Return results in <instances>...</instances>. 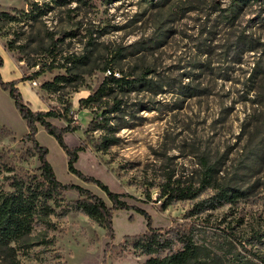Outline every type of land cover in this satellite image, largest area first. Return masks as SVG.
<instances>
[{
  "label": "rangeland",
  "instance_id": "rangeland-1",
  "mask_svg": "<svg viewBox=\"0 0 264 264\" xmlns=\"http://www.w3.org/2000/svg\"><path fill=\"white\" fill-rule=\"evenodd\" d=\"M0 11L20 18L0 20L6 52L2 79L23 78L17 87L33 110L70 103L79 127L64 140L69 147L86 146L75 166L112 191L127 193L124 199L144 209L154 228L180 224L195 202L182 199L161 209L158 185L168 174L182 185L197 184L203 156L217 161L218 176L254 163L249 182L257 184L248 199L195 218L194 240L211 264H262L226 231L264 228V0H0ZM26 12L31 13L22 15ZM106 65L133 77L145 75L161 89L117 95L121 112L111 114V123L120 125L118 141L97 150L93 140L100 131H87L93 113L80 107L79 99L99 86ZM57 75L75 79L55 92L41 87ZM27 131L14 100L0 87V182L6 189L12 174L40 173L33 145L23 139ZM36 138L47 147L61 182L79 184L110 204L99 187L67 171V155L40 125ZM63 197L79 198L73 190ZM47 219L48 224H34L17 253L19 264H144L149 258L131 244L119 245L147 229L133 209L113 211V238L78 210Z\"/></svg>",
  "mask_w": 264,
  "mask_h": 264
},
{
  "label": "trees",
  "instance_id": "trees-1",
  "mask_svg": "<svg viewBox=\"0 0 264 264\" xmlns=\"http://www.w3.org/2000/svg\"><path fill=\"white\" fill-rule=\"evenodd\" d=\"M57 4L70 2L86 3L87 0H54ZM243 2L248 0H242ZM31 12L22 15L29 16ZM17 15L8 11H0V20L19 21ZM7 48H12L8 43ZM3 65V57L0 54V68ZM105 74L99 86L87 96L79 99V106L91 108L93 118L90 120L87 131H100L93 146L97 150H106L118 141L116 136L120 125L111 123V114L121 112V100L117 95L130 92L135 89L147 90L155 93L161 87L144 76L133 77L130 74L117 72L109 65L104 67ZM43 70L34 73L39 75ZM117 72L118 75H115ZM147 73V71H145ZM20 79L3 80L0 74V87L7 90L14 100V104L21 117L26 121L28 131L23 139L30 141L39 160L40 173L25 177L12 174L9 189L0 182V263L19 264L18 251L25 247L33 230L34 224L40 220L48 224V216L51 214H66L71 210H78L85 214L90 220L105 229V234L113 238L112 213L115 210L133 209L146 220V231L142 234L125 236V243L131 244L142 254L149 258L144 264H211L202 254L204 246L194 240L196 229L195 218L209 210L220 206L236 205L240 201L248 199L252 188L257 181L249 182L254 175L255 164L251 161L244 165L236 166L226 175L218 176L219 166L217 161H210L206 156L201 159L202 173L197 184L182 185L177 179L167 175L165 180L158 185V200H162L161 209L169 204L182 200L194 199L192 207L184 214V221L164 231L154 228L150 215L142 208L129 204L124 197L127 193L112 191L100 179L86 175L81 172L75 163L78 153L85 150V142L75 147H69L64 136L68 132H74L79 124L75 118L76 111L72 110L70 103L62 107H51L47 110H33L22 97L17 83ZM30 79V77H29ZM73 76L57 75L52 81L44 82L41 87L48 91H58L62 83L73 81ZM189 96L193 95L189 87H186ZM101 111V112H100ZM100 112V113H99ZM50 119H58L65 122L64 126L53 124ZM38 125L52 135L59 146L67 155V171L86 183H92L99 187L110 202L108 204L102 197L92 193L90 190L75 183H63L55 175L54 169L47 159L48 149L41 145L37 138ZM211 192L206 193V189ZM73 190L79 198L68 201L63 193ZM206 193V194H205ZM149 197V195H148ZM57 209L58 212H57ZM243 219L240 218V224ZM237 225V224H236ZM239 225V224H238ZM230 227L226 236L231 242L247 249L264 264V228L256 230L237 231ZM254 249V250H253ZM213 264V263H212ZM215 264V263H214Z\"/></svg>",
  "mask_w": 264,
  "mask_h": 264
},
{
  "label": "crops",
  "instance_id": "crops-1",
  "mask_svg": "<svg viewBox=\"0 0 264 264\" xmlns=\"http://www.w3.org/2000/svg\"><path fill=\"white\" fill-rule=\"evenodd\" d=\"M0 54L3 57V59L5 60V54H6L5 47H4V45H3V43L1 41H0ZM16 78L17 77L12 76V77H9L7 80L16 79Z\"/></svg>",
  "mask_w": 264,
  "mask_h": 264
},
{
  "label": "built area",
  "instance_id": "built-area-1",
  "mask_svg": "<svg viewBox=\"0 0 264 264\" xmlns=\"http://www.w3.org/2000/svg\"><path fill=\"white\" fill-rule=\"evenodd\" d=\"M108 73H110V70H107V71L105 72V74H108ZM114 74H115V75H118L117 72H114ZM31 83H32L34 86L36 85V82H35V81H32Z\"/></svg>",
  "mask_w": 264,
  "mask_h": 264
}]
</instances>
